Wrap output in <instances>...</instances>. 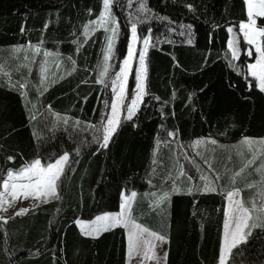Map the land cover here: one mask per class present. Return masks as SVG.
<instances>
[{
    "label": "trees",
    "instance_id": "obj_1",
    "mask_svg": "<svg viewBox=\"0 0 264 264\" xmlns=\"http://www.w3.org/2000/svg\"><path fill=\"white\" fill-rule=\"evenodd\" d=\"M127 3L112 4L120 26L116 67L126 57L130 41ZM143 3L151 13L150 20L138 26L143 36L151 34L145 95L134 117L123 118L103 146L102 138L96 143L82 140L73 125L78 121L77 130L93 133L91 126L113 101L109 86L94 74L105 32L97 30L87 37L74 63L64 52L82 41L85 26L100 16L104 0H0V185L11 169L37 159L53 163L63 153L70 154L60 180V199L13 215L7 223L0 220V264H126L123 227L98 238H81L74 218L115 211L122 191L148 189L159 141L214 138L227 143L264 137V91L247 69L256 59L255 46L239 32L240 24L249 19L246 0ZM256 26L264 29V16H257ZM260 40L264 46V37ZM230 41L240 50L238 58L233 57ZM40 44L60 48L58 58L64 64L37 84L35 55L26 49ZM20 46L24 50L13 51ZM135 81L133 68L129 91ZM55 114L68 118L67 127H57ZM169 157L162 159L169 162ZM232 159L221 178L226 186L244 161ZM216 162L223 167L226 156ZM258 177L249 169L238 180ZM226 194L221 189H183L173 195L169 215L146 220L169 239L167 264H219ZM249 231L228 264H264V227Z\"/></svg>",
    "mask_w": 264,
    "mask_h": 264
},
{
    "label": "snow or ice",
    "instance_id": "obj_2",
    "mask_svg": "<svg viewBox=\"0 0 264 264\" xmlns=\"http://www.w3.org/2000/svg\"><path fill=\"white\" fill-rule=\"evenodd\" d=\"M111 0H104V11L101 12L99 20L94 23H99L101 27L104 26L106 22L115 23L114 18L111 16L110 9ZM248 4V16L251 19L253 15V4L252 0H246ZM141 10H146L145 5H141ZM258 15L264 16V0H260V11ZM250 25L241 23L239 28L243 31L244 38L249 44H256V52L259 54L256 64L249 65L250 69H253L251 75L259 81V88L261 91H264V73L258 75L254 70L257 65L264 63V46L257 43V37H264V29H261L259 32L250 33L245 31L246 28ZM113 34H116V28L112 29ZM131 31L133 38L136 37L137 25L133 23L131 25ZM229 32H232L233 29L229 28ZM87 34V29L85 30ZM236 42L230 41L229 47L233 50V57L238 58V52L235 47ZM145 49L148 46V40L144 41ZM23 46L16 47L13 49L14 52H21ZM40 51L39 48H36V52ZM112 52V42L111 39H108V45L104 52V61L105 67L104 70L100 73L98 82L103 83V77L107 74V61L110 59V53ZM249 55H252V51L249 50ZM45 56H48L49 53L45 52ZM132 53L129 51V58L124 60L125 67H121L120 71L116 73V80H113V85L117 83L121 77L127 78V67L130 63ZM74 63V62H73ZM139 65L140 68L136 75V89L138 90L136 95L131 99V103L127 106V111L129 113L128 119L132 118V115L135 113V107L143 95L145 94L146 89V67H145V52L142 51L139 54ZM2 67V66H0ZM41 71H47L46 67L42 66ZM125 89L121 87L120 93H118L117 101L112 102V112L115 114L117 112L118 104L120 101L125 99L123 95ZM35 118V117H33ZM63 119L67 123V119L64 117H58ZM108 125L112 126L111 128H105V133L110 131H115V126H113L112 118H107ZM104 144L107 146L109 136L106 134L103 137ZM212 144H216L217 141L211 140ZM201 143L197 141V144ZM243 145L248 146L249 151H253L252 146L259 144L264 145V139L253 140L247 137H244L240 142ZM241 153H238L240 155ZM69 156L67 154L61 156L59 159H56L54 163H48L46 166L41 164L39 159L34 160L31 164L26 165L18 172L13 173L9 171L7 173V179L3 180V191H0V210H7L5 205L11 206L18 198L23 197L24 199L32 198H41V197H57V182L60 180V177L64 173V166L67 163ZM256 159L255 152L253 151V157L250 160H247L241 167L239 172L233 174L231 183L235 185L236 178L241 176L245 170L251 166ZM208 163V161H205ZM211 168V165L209 164ZM257 172L261 173V185L264 186V163L261 164L259 168L256 169ZM183 169L181 168L180 175H184ZM191 179V177H189ZM202 180H207L203 175L201 176ZM217 180L220 179L219 176L216 177ZM17 181H26L24 183H17ZM249 188L255 187L254 184H247ZM179 189L173 187V192H178ZM191 193L192 189H188ZM204 191H216L215 187L211 186V182L205 184ZM241 189L238 187H233L232 190L227 192L228 199V208L225 211V220H224V234L223 242L220 248L219 253V264H226L231 256L236 255L233 252L234 249H238L239 245L246 242L247 237L250 235L251 228L255 227H264V192L261 193L262 199L260 201L259 207L255 201H251L250 207L245 206V201L243 199H234V197L239 196ZM136 193L133 192L130 197L124 198V203L121 204V211L119 213H104L103 215H98L91 222H84L77 220L76 223L81 226L83 234L86 236L99 235L101 231H107L112 227L123 226L128 228V255L131 258L133 254L143 255L145 259H157L155 254V243L153 241L165 242L166 237L160 235L154 231H150L147 227L142 226L141 224L136 223L130 213H131V203L130 201L134 199ZM8 197L11 199L9 200ZM58 198V197H57ZM161 200L167 199V193L160 198ZM27 208H21L15 213V215H22L27 212ZM0 220H3L7 223V220L3 217H0ZM151 253V255H149ZM164 260L167 259V252L164 253Z\"/></svg>",
    "mask_w": 264,
    "mask_h": 264
},
{
    "label": "rangeland",
    "instance_id": "obj_3",
    "mask_svg": "<svg viewBox=\"0 0 264 264\" xmlns=\"http://www.w3.org/2000/svg\"><path fill=\"white\" fill-rule=\"evenodd\" d=\"M113 1L114 0H111L110 9H111V16H112V18H114L115 23L106 22L104 24V26L101 27L99 23H94V22L99 20V17H100L99 16L97 19L91 21L90 23H88L85 26L84 32H83L84 36L82 37V41L81 40H79V42L77 41L78 43L76 42L77 43L76 47H72V49L70 51L64 52V54L68 58H70L73 62H75L76 61V52H77L78 48L80 47V45L84 44L87 37H89L95 31L103 30L105 32V43H104L103 53H102V56H101L99 63L97 64V67H96V70L94 73L96 76V80L98 81V78L100 77V73L104 70V67H105L104 52H105V49L107 48V45H108V39L110 38L111 42H112V52L110 53V59L107 61V74L103 77V83L102 84H104L105 86H109L111 92L113 93L114 96H113L112 102L117 101V96H118V93H120L121 87H124V89H125L123 95H125L126 98L119 102L117 112L115 114H113V112H112V107H111L112 103H111L109 109L107 108L108 105L105 106V109L102 113V116H101L99 123L94 125V126H91V128H93V133H89V132L83 131V130H77V127L74 128L75 131H78L82 140H86V141L93 142V143L98 142L101 138L103 139L104 135H106V134L109 136V140H110L112 134L114 133V131H110L108 133H105V131H104L105 128H111L112 127V126L108 125L107 118H112L113 126H115V129L118 127L119 123L121 122V120L123 118L128 119L127 117L129 115V113L127 111V106L131 103V99L136 95V93L138 91L136 89L137 81H135L134 87L131 89V91H129V84H130V78L132 75V70H133V68H135L136 69V75H137L138 70L140 68L139 54L142 51L145 52V67H146L147 50L151 44L150 32H148L147 35L143 36L138 30V26L140 25L141 22H147L150 20L151 13H149L147 9L141 10V5L142 4L144 5L143 0H128V3H127L128 9L127 10H129V12H128L129 18H130L129 20H130L131 25L133 23H136L137 32H136V37L134 39L133 35H132V31L130 30V41H129V45H128V51H127L126 57L124 58V60L129 58V51L131 50L132 56L130 59V63L128 66H126L127 67V78L125 79L124 77H121L119 80H117V83L115 85H113V80H116V73L120 71L121 67H125V65L123 63L124 60L120 63V65L118 67H116V63L114 60L116 44L118 42V38H119V34H120V26H119V23H118L117 18L115 16V13L113 11V8H112ZM252 4H253V8H252L253 15H252L251 19H248V21L244 24L250 25V27L246 28L245 31H248L250 33H256V32H259L261 30L259 27L256 26V18H257V16H261V15L257 14L260 11V0H252ZM247 8H248V4H247ZM104 10L105 9L103 6V11ZM248 18H249V16H248ZM113 28H116V34L115 35L113 34V31H112ZM86 29H87V34H85ZM239 32L242 34V36L244 38L243 31H241L240 28H239ZM145 39L148 40L147 49H145V45H144ZM256 39L258 40L259 37H257ZM234 40L238 43L236 36H235ZM258 43L261 44V40H259ZM254 45H255V49H256V44H254ZM36 48L40 49V51L38 53L36 52ZM26 50H32L34 52V55H35V61L36 62L34 65V70H33L34 71L33 72V79H34L35 83H37V84H39V82L44 83L49 73L56 72L64 64L63 59L58 58V56L63 53V51L60 48H57V47L53 48V47H48L45 44H40V45L31 46V47L27 48ZM45 52L49 53V55L45 56L44 55ZM237 52L239 54L240 50L237 49ZM254 64H256V62ZM42 66L46 67L47 71L42 72L41 71ZM53 66H54V69H52ZM247 69H248V73L251 74L253 69H250L249 66H247ZM254 70L258 73V75L261 73H264V63L257 65L256 69H254ZM146 76H147V68H146ZM258 84H259V81H258ZM144 95H143V97H144ZM143 97L140 100H138V103L135 107V113H136L137 109L139 108ZM61 117H64L67 119L66 116H61ZM132 118H133V115H132ZM60 122L62 124L61 126L67 127V123H65L63 119H60ZM243 138H241L240 140H237V141H233V142H227V143L217 142L216 145L212 144L214 146L212 148L214 153L211 154V156L215 155V159H217L221 155L226 156V164H224V166H223L225 171L229 170L230 167L233 165L234 161H233L232 157L234 155H236L237 157H241V160H244L241 164V167H242L243 164L247 160L252 159L253 151L255 152V155H256L255 162L251 166H249L245 170V172L249 169L257 172L256 169L259 168L262 163H264V145H259V144L253 145L252 146L253 151H249L248 146L240 143ZM247 138H250L253 140L264 139V137H262V138L247 137ZM109 140H108V142H109ZM103 143H104V139H103ZM192 148L194 150V145H192ZM192 152H193L192 150H190L188 148L186 150L184 148L182 153H181V156L184 157V159L187 162L188 161L187 158L190 156V154L192 155ZM222 152H223V154H222ZM238 153H241V154L238 155ZM65 154H67L69 156V159H70V154L67 152L60 155L58 157V159ZM69 159L64 166V172H65L66 166L69 162ZM40 161H41V164L44 166H46L48 164V163H44L42 160H40ZM31 163L32 162H30L28 164H31ZM28 164H25L24 166H22L19 169H11L10 171H12L13 173H16ZM210 165L212 167V164H210ZM241 167H240V169H241ZM208 168L212 169L209 167V165H208ZM213 168L216 169V166L214 164H213ZM240 169H238L237 172H239ZM245 172L243 174H245ZM63 174H62V176H63ZM214 174L216 175V177L221 176V173H219V172L217 173V170H214ZM258 175H259V177H258L257 181L250 183V184H254L255 187L249 188L246 186V188H245L246 192L244 193V196H243V193L241 190L239 196L234 197V199H243L245 201L246 207H250L249 202H251V201H255L257 203V206L259 207L260 201L262 199L261 193L264 192V186L261 185V173L258 172ZM62 176L60 177V180H61ZM213 178H214V176L210 173L209 174V180H212ZM5 179H7V175H6ZM60 180L57 182V184H58L57 188L60 185ZM217 181L220 182V179ZM24 182H26V181H17V183H24ZM229 188H231V189H229ZM219 189H221L222 191L224 190V192L227 193L228 191L232 190L233 188L228 187V186H224V188H219ZM3 190L4 189H3V181H2V183L0 185V191H3ZM52 198H54V197H52ZM8 199L10 200L11 198L8 197ZM44 199H45V197H41V198L30 197L28 199H24L23 197H20L14 203H12L11 206L5 205L7 210H0V217H3L4 219L8 220L13 214H15L17 211H19V209H21V208L29 209L34 205V203H37V204H39L41 202L43 203ZM227 208H228V199L226 196V204H225V209H224V220H225V211L227 210ZM224 220H223V225H224ZM1 221H3V220H1ZM251 229H253V228H251ZM223 234H224V228H223ZM168 241H169V239H168ZM157 251H158V254H157ZM157 251L155 252L157 260L156 259H145L142 255L140 264H155V260H156V263H158V262L163 263V261H164V264H165L166 261L163 258L165 252H167V257H168V251H166L165 245L164 244L159 245ZM149 255H151V253H149ZM229 260H230V258H229ZM229 260L226 262V264L229 263Z\"/></svg>",
    "mask_w": 264,
    "mask_h": 264
},
{
    "label": "crops",
    "instance_id": "obj_4",
    "mask_svg": "<svg viewBox=\"0 0 264 264\" xmlns=\"http://www.w3.org/2000/svg\"><path fill=\"white\" fill-rule=\"evenodd\" d=\"M260 38L261 37H259V39L257 40V43L259 42ZM258 56L259 54L256 52L255 61L249 63L248 66L254 64L257 61ZM249 75L252 76L251 74ZM54 117L58 120L57 127H63L61 126L62 124L60 122V119L58 118V117H61V115L55 114ZM78 123H79L78 121H74L73 126L78 127ZM210 140H215V139L214 138H200V139H191L187 142L179 141L178 143H174V142L170 143L169 141H164V142L159 141L157 144L155 154H154L153 165L150 170L151 174L150 176H148L149 178L148 189L143 190V191H136V190L122 191L119 208L115 211L98 213L92 217H82V216L75 217L74 224L76 226V231L78 235L81 238L94 239V238H98L102 233L106 232V231H101L98 236L95 234L93 236H86L83 234L81 226L77 224L76 221L80 220V221H84L87 223V222L93 221L96 216L103 215L104 213H113V214L119 213L121 211V204L124 203V198L130 197L131 194L135 192L136 193L135 198L130 201L131 203L130 215L132 219L136 223L141 224L144 227H147L150 231H154L166 237V235L162 234L160 231L148 226L146 223V220H150L149 219L150 217H153L156 220H161L165 218L166 214L169 215L171 211L172 197L174 194H177L183 189L185 190L192 189L191 192H194V193L206 192L204 191V187H205V184L208 182H211V186L215 187L217 192L220 190L219 188H224V186H226L224 182L222 183V180H221L222 176L225 173V170L222 167L221 163L218 164L216 162L217 159H215V155L211 156V154L214 153L212 150V148L214 147L213 145H216V144L212 145V143H210ZM197 141H200L201 143L197 144ZM192 145H194V150L192 148ZM184 148L186 150L188 148L193 151L192 155L189 153L190 156L187 158L188 160L187 162L184 159V157L181 156V153ZM165 154H169L170 156L169 162L162 159V157ZM205 161H208V163H205ZM209 164H212V167H211L212 169L208 168ZM213 164L216 166V169L213 168ZM181 168L183 169V172L185 173L184 175H180ZM214 170H217V173L218 172L221 173L220 182L217 181L216 175L214 174ZM210 173L214 176L212 180H209ZM202 175L206 177L207 180H202L201 179ZM189 177H191V179H189ZM239 178L240 176L236 178L235 185L228 184L227 186L232 187V188L238 187L242 190L246 188L247 184L255 182V179H253L254 181L248 180L243 183L242 180H238ZM173 187L179 189V191L173 192ZM166 193H167V199L161 200L160 198L164 196V194ZM61 196H62V191L59 185V187L57 188L58 198L57 197L45 198L43 203L42 202L39 204L34 203V205L31 208H29L28 211L40 206V204L42 205V204H45V203H48L54 200H58L61 198ZM116 227H123V226H116ZM116 227H112L109 230H112ZM123 228L125 229V232H126V264H140L142 254L141 255L133 254L131 258L128 255V228H125V227ZM153 242L156 245L155 252L158 250L159 245H162V244L165 245L166 251H169V241L167 237H166L165 242H160V241H153ZM222 242H223V237H222ZM157 254H158V251H157ZM167 259H166L165 264H167ZM156 260H155V264H164V261L163 263H160V262L156 263Z\"/></svg>",
    "mask_w": 264,
    "mask_h": 264
}]
</instances>
